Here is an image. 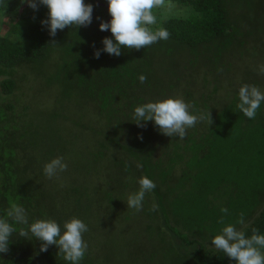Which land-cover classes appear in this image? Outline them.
<instances>
[{
    "label": "trees",
    "instance_id": "obj_1",
    "mask_svg": "<svg viewBox=\"0 0 264 264\" xmlns=\"http://www.w3.org/2000/svg\"><path fill=\"white\" fill-rule=\"evenodd\" d=\"M255 1L168 0L192 13L164 17L157 8L152 27L167 29V40L95 58L101 39L111 35L98 29L109 18L105 0H86L92 22L54 37L40 23L46 8L0 0L8 22L7 35L0 34V93L13 94L25 78L31 94L46 93L35 106L29 99L20 109L0 103V215L18 203L29 220L81 219L88 228L81 264H234L209 239L223 226L221 217L246 236L253 228L264 234V103L248 119L236 108V94L221 109L218 96L234 64L225 53L240 46L236 58L251 56L244 47L253 33L243 24L264 18ZM251 74L257 83L256 70ZM229 77L237 93L244 79ZM166 96L204 115L183 139L161 134L150 121L143 127L131 121L135 106ZM57 156L67 169L45 177L43 164ZM141 176L155 188L136 211L123 201ZM241 216L243 225L236 223ZM0 259L65 264L55 246L40 252L38 241L24 238H12Z\"/></svg>",
    "mask_w": 264,
    "mask_h": 264
},
{
    "label": "clouds",
    "instance_id": "obj_2",
    "mask_svg": "<svg viewBox=\"0 0 264 264\" xmlns=\"http://www.w3.org/2000/svg\"><path fill=\"white\" fill-rule=\"evenodd\" d=\"M21 3L33 11L38 6L46 8V18L40 23L52 37L58 30L73 26L76 29L92 22L93 5L86 0H21ZM105 3L109 19H100L98 29L108 31L111 35L101 39V48L93 51L95 58H99L101 52L119 56L121 48L141 49L168 39L167 29L152 27L157 24L153 9L159 8L163 0H105ZM257 70L264 74V64L258 65ZM138 79L143 83L146 77L141 74ZM236 95V108L246 118L253 119L264 103V92L256 86L243 84L237 89ZM190 107L180 97L166 96L135 106L131 121L138 127H143L142 122L150 121L161 134L183 139L188 128L204 119L203 114H195L190 111ZM207 117L209 125V111ZM66 169L67 164L61 156L51 158L42 166L47 178H53ZM137 184L138 189L129 193L123 202L129 209L139 211L145 194L155 188V183L150 178L141 176ZM227 211L226 208L221 209L222 213ZM219 223L223 226L217 234L210 237V247L222 252L234 264H264V234L253 228L251 234L246 236L234 224L223 223V217ZM236 223L243 225V217ZM87 231V225L77 217H70L62 223L50 218L29 220L26 209L18 203H12L0 215V253L8 251L12 238H24L38 241L40 252L47 251L49 246H55L65 264H81L87 250L83 233Z\"/></svg>",
    "mask_w": 264,
    "mask_h": 264
},
{
    "label": "rangeland",
    "instance_id": "obj_3",
    "mask_svg": "<svg viewBox=\"0 0 264 264\" xmlns=\"http://www.w3.org/2000/svg\"><path fill=\"white\" fill-rule=\"evenodd\" d=\"M256 9H261L264 11V0H257L254 3V6ZM161 10H164L163 16L168 17V16H181V17H187L191 15L192 10L189 6H171L169 5L168 0H163L162 5L158 8ZM155 12V13H154ZM157 8L153 9V14L157 17ZM4 17V16H3ZM0 17V34L7 35V29H8V22L7 19ZM109 19V18H108ZM243 26L245 27V30L250 31L253 33L251 34L252 36L248 37V41L245 48L246 54L251 53V56H244L243 58H236L234 54L241 53L243 51V47L240 48V46H234L232 49L233 51L228 50L225 53V61L232 60L234 64L228 74L227 72L224 74V78H222V89L221 93L219 94L218 97H220V100L218 103V108H224L225 106L229 105V100L231 99V96H234L236 93L233 90V86H231V78L229 76L233 75L236 76L239 79H244V84L248 85H253L259 88L262 92H264V74L260 73L257 70V66L260 64H264V18L262 20L258 19H248L246 22H244ZM46 64V63H45ZM24 69L25 73L27 69H25L24 65L21 66L19 69V72L21 73ZM253 70H256L257 73V83H255V80L253 78V75L251 72ZM18 75V74H15ZM235 79V78H234ZM233 80V79H232ZM21 86L18 91H14L13 94L10 95H4L0 93V103H5V102H14L16 104L15 107L20 109L24 104L31 102L34 104V106L37 104L38 101L41 99H45V92H40L37 95L31 94V91H27V85L31 86L30 80L22 79V82L20 81ZM230 84V86H229ZM25 86V87H24ZM33 89L35 87L32 86ZM211 87L208 88V90ZM207 91V89H206ZM35 91L34 93H36ZM233 92V93H232ZM52 94H49L48 99H50ZM52 99L54 100L55 97L54 95L52 96ZM43 102V101H42ZM201 103V102H200ZM86 109L87 107L85 104L83 105ZM44 108V105H43ZM198 108H202L201 104L198 105ZM211 106L207 109L209 112L214 111L213 109L211 110ZM89 113L92 116V113L90 111V108L87 109ZM85 109H82V113L86 116L88 111ZM86 120H88L86 118ZM93 123V119L92 122ZM257 179V178H256ZM261 182L264 181V177L259 178ZM253 189V187H252ZM211 246V244L209 245ZM264 251V250H262Z\"/></svg>",
    "mask_w": 264,
    "mask_h": 264
},
{
    "label": "water",
    "instance_id": "obj_4",
    "mask_svg": "<svg viewBox=\"0 0 264 264\" xmlns=\"http://www.w3.org/2000/svg\"><path fill=\"white\" fill-rule=\"evenodd\" d=\"M103 5V4H102Z\"/></svg>",
    "mask_w": 264,
    "mask_h": 264
}]
</instances>
